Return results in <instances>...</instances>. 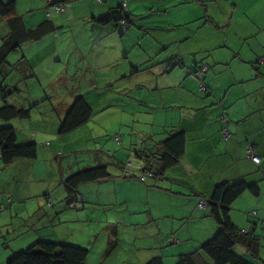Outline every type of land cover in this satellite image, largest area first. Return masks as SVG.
I'll return each instance as SVG.
<instances>
[{
	"label": "crops",
	"instance_id": "obj_1",
	"mask_svg": "<svg viewBox=\"0 0 264 264\" xmlns=\"http://www.w3.org/2000/svg\"><path fill=\"white\" fill-rule=\"evenodd\" d=\"M14 1L13 13H0V49L4 42L19 44L0 63V109L28 116L0 117V128H13L16 144L34 143L37 152L34 159L6 165L0 159V264L34 242L74 245L69 224L90 218L84 197L125 209V214L95 219L105 244L97 253L114 241L110 252L134 253L120 263L159 258L161 264H175L179 255L196 251L217 232L198 202L206 201L216 184L240 180L255 184L258 195L242 193L231 204L229 219L237 230L256 237L257 249L250 255L234 245L232 251L250 264H264V0H128L123 10L118 7L125 0H60L62 12L51 0ZM146 10L151 12L141 17ZM122 15L128 16L125 28L122 22L97 21ZM16 19L20 35L30 30L39 37H18L11 22ZM133 92L140 95L135 100L129 97ZM80 96L91 107L90 118L60 133L61 120ZM129 101L141 109L125 118ZM112 107L124 108L125 159L118 157L124 139L111 147L113 157L89 144L98 131L91 126L95 113ZM126 124L140 127L128 133ZM222 128L229 132L225 140ZM175 131L184 137L177 164L140 181L142 172L152 171L143 158ZM247 147L259 158L257 164L247 158ZM150 165L157 167L155 158ZM97 166L111 177L95 186L92 199L78 186L68 206L66 179ZM109 193L107 199H113L105 201ZM100 258L96 264L117 263L106 262L111 255Z\"/></svg>",
	"mask_w": 264,
	"mask_h": 264
},
{
	"label": "trees",
	"instance_id": "obj_2",
	"mask_svg": "<svg viewBox=\"0 0 264 264\" xmlns=\"http://www.w3.org/2000/svg\"><path fill=\"white\" fill-rule=\"evenodd\" d=\"M106 0H102L104 3ZM60 0H53V5L60 6ZM15 8V1L11 0L7 4L0 3V13L8 16L13 13ZM118 9L123 10L120 5ZM98 23H128V16H105L97 20ZM12 25L18 30L16 35L22 36L26 39H33L39 37L40 33L36 31H28L26 37L21 34L22 29L19 27V19L11 21ZM19 44L12 42H4L0 49V63L3 61L5 55L13 50ZM28 114L26 111L17 110L15 108L0 109V117L4 119L19 117L25 118ZM91 116V107L86 102L85 98L77 97L64 118L61 120L59 132L67 133L72 131L85 123ZM184 137L180 131L170 132L165 139L156 144L157 151L155 154H147L145 165L152 170L151 175H162L163 172L177 164L179 158L183 153ZM37 145L34 143L16 144V132L11 127L0 128V159L6 164H10L14 159L36 158ZM136 155H138L136 153ZM155 158L157 163L156 168H152L150 160ZM149 164V165H148ZM146 169V168H145ZM111 177L105 167L97 166L89 169L79 171L69 176L64 185L68 193L71 195V200L68 206L76 200V190L78 186L97 181H103ZM258 187L255 184H248L244 181H236L232 183L216 184L205 201V210L207 215L211 217L218 226L217 232L214 236L201 244L199 248L189 254L179 255L175 264H250L243 257L233 253L234 245H242L246 251L253 255L257 249V239L251 235L250 232L241 234L229 219L230 206L242 193L248 192L251 195H258ZM250 215V214H249ZM115 248V242L110 241L107 247L106 254ZM88 257V250L82 247L73 245L59 244L47 241H38L28 249L17 252L10 256L5 264H86ZM144 264H161L159 258H153Z\"/></svg>",
	"mask_w": 264,
	"mask_h": 264
},
{
	"label": "rangeland",
	"instance_id": "obj_3",
	"mask_svg": "<svg viewBox=\"0 0 264 264\" xmlns=\"http://www.w3.org/2000/svg\"><path fill=\"white\" fill-rule=\"evenodd\" d=\"M127 1L128 0H125V4L127 3ZM95 2H97V0H95ZM69 4H76L77 5V4H79V2H75V3L66 2V3H64V6H69ZM116 11H119V10H116ZM76 12L79 13L80 10H78L76 8ZM148 12H151V10H146V12L141 15V17L144 16ZM77 25L79 26V24H75V26H77ZM82 28H83V26H81V29ZM128 28H129V25H127V29ZM85 73L86 72L84 70H82V75L88 76V74H85ZM131 95L129 97L132 98L133 100H135L136 97L140 96L136 92H133ZM127 101H128V99H125V102H127ZM129 102L132 104V108L130 110H128L129 107L125 106V109H126L125 115H124L125 118L131 117V114H133L134 112L141 109L137 103L131 102V101H129ZM123 109L124 108L112 107V108H109L108 110L99 111V112L95 113L96 119L91 123V126L95 125L97 127L98 131H96L97 136H94L96 138L93 140L96 143H93V141L91 143H89L91 148H93L94 145H96L97 148H100L102 146L103 148H105L104 153L106 155L111 154V156L113 157L114 151H115V150H112V148H111V147H113V144H115V142H116L119 145L120 144L119 141L121 139H124V142H125L126 135H128V134H125V132H123V130H124L123 126H125V124L124 123L121 124V111ZM121 127H122V132H121ZM126 127L127 128L125 130H126V132L128 131V133H129V131L131 129H136L140 126H138L136 124H133V125L126 124ZM121 134H123V135L125 134V137H123ZM131 138H135L137 140V136H135V135L131 136ZM137 141H139V140H137ZM133 143L134 142H132V144ZM86 145H87V143H86ZM119 148L122 151H119L121 154H119L118 157H122L123 159H125L126 142H125V148H123L121 146ZM131 148L134 149L135 147H131ZM84 149H86V148H84ZM115 149H116V147H115ZM107 150L111 151V153L107 154ZM132 154H134V151L132 152ZM132 156L133 155H131L130 158H131V161H133V163H134L135 160H134V157H132ZM91 158H93V157L91 156ZM112 160L115 161L114 158H112ZM124 165H125V162L123 163V166ZM99 182L100 181H97L95 183L93 182L94 183L93 185L92 184H90V185H83L82 184V186L80 187V191H84L87 198L92 199V197L95 196V194H94V191L96 190L95 186ZM110 194L111 193L105 195V197H104L105 201H112L113 198L107 199V198H110V196H111ZM83 201H85L84 207L86 209V213L89 214L90 218H88V220H84V217H83V218H81V221H79V222L73 221L74 223L69 224L70 228L68 230L71 232H74V238H72V243H74L73 246L80 247L78 245H82L81 246L82 248L88 250V257L86 260L87 261L86 264H96V260L101 259L100 255H102V257H104V258H107L108 256L111 255V258L106 262H110V260H112V258H113V260L117 259V263H115V264H127L128 262H126L125 260H124L125 261L124 263H120L121 259L125 258V255H131L134 253L133 252L125 253V248H124V250L113 251V252H111V254L110 253L106 254V252L97 253V251L100 247H105V244L102 242L103 238L99 237V235H98L101 233L100 228H94V224H93L96 218H100V219L102 218V220H103L105 218V215L110 216L111 214H116V213L125 214L124 207L122 208V206H118L117 204L112 203V202H103V199H102V203L100 205H95L94 201L87 200L85 197H84ZM80 206H81V203L79 204V207ZM92 234H95L96 237L92 236V239H91L90 235H92ZM90 240H91L92 244H90ZM34 244H35V242H34ZM34 244L27 246V248H25L24 250L28 249L29 247H31ZM24 250H22V251H24ZM19 252H21V251H19ZM113 262H116V261H113ZM103 264H111V263H103Z\"/></svg>",
	"mask_w": 264,
	"mask_h": 264
},
{
	"label": "built area",
	"instance_id": "obj_4",
	"mask_svg": "<svg viewBox=\"0 0 264 264\" xmlns=\"http://www.w3.org/2000/svg\"><path fill=\"white\" fill-rule=\"evenodd\" d=\"M97 2L98 3H101L102 2V0H97ZM53 3V0H51L50 1V4H52ZM53 5V4H52ZM54 6V8H55V11L56 12H62V7L61 6H59V5H53ZM121 6H122V8L123 9H125V2H123L122 4H121ZM47 16H50V13L48 12L47 13ZM122 26H123V28H125L126 27V24H125V22H122ZM205 67H201L200 68V71L201 72H204L205 71ZM205 91V88H204V86L200 83L199 84V93H203ZM222 119L224 120V116H222ZM220 134H221V138L222 139H227L228 137H229V132L227 131V129L226 128H222L221 129V131H220ZM246 156H247V158H249L253 163H255V164H257L258 163V161H259V158L257 157V156H255L254 155V152H253V150L250 148V147H247L246 148ZM151 176V174H150V172H142L141 174H140V176H139V180L140 181H144L146 178H149ZM205 201H199L198 202V207L200 208V209H204L205 208ZM247 231H243V230H241L240 231V233L241 234H245Z\"/></svg>",
	"mask_w": 264,
	"mask_h": 264
}]
</instances>
